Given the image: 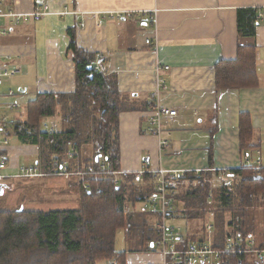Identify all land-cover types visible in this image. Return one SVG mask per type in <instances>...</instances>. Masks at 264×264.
<instances>
[{"label": "crops", "instance_id": "1", "mask_svg": "<svg viewBox=\"0 0 264 264\" xmlns=\"http://www.w3.org/2000/svg\"><path fill=\"white\" fill-rule=\"evenodd\" d=\"M43 7L39 20L24 16ZM241 8L257 12L253 36L238 31ZM70 29L76 46L93 57V68L97 64L95 70L114 75L133 108L118 116L123 174L141 168L200 171L210 157L219 180L225 170L245 164L264 167V0H0V68L10 56L13 76L21 77L18 89L12 79L1 85V93L12 89L15 95L0 97V113L23 118L25 104L38 93L74 91L73 61L67 54ZM241 45L255 47L257 86L216 88L215 64L234 59ZM157 78L164 85L160 104L177 111L163 122V147L146 131ZM9 103L14 104L10 109ZM241 112L249 114L252 127L245 154L240 150ZM45 123L59 128L58 119ZM12 137L18 143H11ZM5 158V178H12L19 165L38 164L39 147L11 134ZM177 220L173 223L182 230ZM158 258L156 250L127 252L126 264H152Z\"/></svg>", "mask_w": 264, "mask_h": 264}, {"label": "trees", "instance_id": "2", "mask_svg": "<svg viewBox=\"0 0 264 264\" xmlns=\"http://www.w3.org/2000/svg\"><path fill=\"white\" fill-rule=\"evenodd\" d=\"M256 16L254 8L237 10L241 35L253 36ZM70 31L67 54L73 61L74 91L38 93L25 104L23 118L14 116L15 123L7 135L17 134L22 142L39 147L38 167L45 176H54L70 151L76 153L68 161L71 171L88 164L97 166L96 156L107 158L109 169L119 171L118 116L133 108L118 90L115 76L95 70L93 57L76 46ZM214 79L216 88L257 86L255 47L238 46L234 59H220L214 66ZM54 119L59 120V128L51 133L42 131L43 123ZM251 128L249 114L241 112L242 154L251 146L248 147ZM215 131L214 124L211 135ZM211 168L210 157L206 168L185 171L176 181L175 221L178 218L183 222L178 246L210 238L213 248L223 249L226 236L239 233L252 236L257 247H264V234L251 223L254 217L250 213V208L264 201V167L256 170L245 164L225 170L227 181L217 186L211 184V176L217 173ZM74 178L69 185L76 192L78 208L0 209V264H97L103 260L126 264L127 251L115 248L117 231L121 229L125 240L131 241L128 252L156 250L157 218L139 208V203L154 192L151 174H144L141 185L132 183L130 173L119 175L117 183L107 176ZM4 184V179L0 180V185ZM84 184L88 187L84 188ZM198 219L202 220L199 228L193 224L196 229L189 230L187 222ZM207 224L212 225L210 231ZM242 247L235 245L224 255L228 264H253V253L239 252Z\"/></svg>", "mask_w": 264, "mask_h": 264}, {"label": "built area", "instance_id": "3", "mask_svg": "<svg viewBox=\"0 0 264 264\" xmlns=\"http://www.w3.org/2000/svg\"><path fill=\"white\" fill-rule=\"evenodd\" d=\"M46 7L36 8L34 12L25 14L24 16H32L34 20H39L45 14ZM149 42V41H147ZM12 58L10 56L5 57V64L0 68V87L4 81L10 78L16 69L13 65L9 64ZM98 69V65L94 66ZM163 68L167 69L168 66ZM163 80L157 78L156 88L152 94L156 100L151 102L149 106V114L147 115L146 122L147 133L154 135L158 139V146L163 147L167 144L165 131L163 129L164 120L170 119L176 115V109L168 108L160 104L158 95L159 91L163 89ZM15 95L14 90L8 89L5 93L0 92V97L7 96L13 97ZM13 103H9L7 108H12ZM15 123V119L0 113V180L5 178L4 169L6 167V158L3 155L5 153V147L9 143V137L7 131ZM54 127L47 123H43L42 131L53 132ZM75 152L70 151L67 153V158L59 165V168L52 174L54 176H60L64 178H71L75 176H93L112 177L114 183H117L118 176L123 174L120 170H110L109 162L105 157H99L97 160V166L92 164L86 165L84 169H77L71 171L68 168V161L75 156ZM253 169H259L260 167L251 166ZM183 171L168 170L164 168L149 169L141 168L135 171L133 174L132 183L135 185H141L144 181V174L149 173L154 178V192H152L147 199L142 200L139 203V208L143 211L149 212L157 217L156 227L159 230V238L156 240V251L159 255L157 261L152 264H228L227 254L229 251H233L235 245L242 247L239 252H250L255 257L256 264H264V247L259 248L256 245L255 239L248 235H228L224 239L223 249L213 248L211 246L210 239L204 242L193 243L190 242L186 247L178 246L179 228L173 223L176 217L173 194L176 191L177 179L182 178ZM45 175L38 167V164H21L17 167L16 172L11 177L29 178ZM84 188L88 186L83 185ZM207 229L210 231L211 224H207ZM244 248V249H243Z\"/></svg>", "mask_w": 264, "mask_h": 264}, {"label": "rangeland", "instance_id": "4", "mask_svg": "<svg viewBox=\"0 0 264 264\" xmlns=\"http://www.w3.org/2000/svg\"><path fill=\"white\" fill-rule=\"evenodd\" d=\"M12 79V87L18 89L17 81L21 79L18 73L12 75L9 79ZM6 80V81H7ZM11 83V82H10ZM11 143H18L15 137H12ZM53 177H30V178H6L4 179L7 187L0 192V209H17L26 208L34 210H55V209H72L78 208L79 203H76V192L68 182L59 177L54 180H50ZM220 179H222L220 177ZM211 184L213 186L220 185L222 182L227 181L226 178L219 180L211 176ZM63 184L59 186L57 184ZM4 184V185H5ZM250 213L254 219L251 223L255 225L256 230L264 234V201L257 205L256 208H250ZM212 213H210L211 215ZM209 215V216H210ZM157 218V217H156ZM211 218V217H210ZM209 218V219H210ZM187 222L189 230L196 229L193 226L199 228L202 220H194ZM157 220L154 222L156 226ZM183 223V222H182ZM132 247L131 241L125 240L124 230L117 231V238L115 242V248L117 250H125L128 252ZM97 264H110L109 261H100Z\"/></svg>", "mask_w": 264, "mask_h": 264}, {"label": "water", "instance_id": "5", "mask_svg": "<svg viewBox=\"0 0 264 264\" xmlns=\"http://www.w3.org/2000/svg\"><path fill=\"white\" fill-rule=\"evenodd\" d=\"M99 158V156L95 157V160L97 161ZM4 190V185H0V192H2Z\"/></svg>", "mask_w": 264, "mask_h": 264}, {"label": "bare ground", "instance_id": "6", "mask_svg": "<svg viewBox=\"0 0 264 264\" xmlns=\"http://www.w3.org/2000/svg\"><path fill=\"white\" fill-rule=\"evenodd\" d=\"M76 177H79V178H81V176H78V175H77ZM84 177H85V176H82V178H84Z\"/></svg>", "mask_w": 264, "mask_h": 264}]
</instances>
